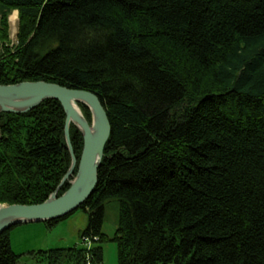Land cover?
<instances>
[{
	"label": "trees",
	"instance_id": "16d2710c",
	"mask_svg": "<svg viewBox=\"0 0 264 264\" xmlns=\"http://www.w3.org/2000/svg\"><path fill=\"white\" fill-rule=\"evenodd\" d=\"M25 81L95 94L111 133L90 197L43 222L83 211L80 245L23 261L14 226L0 264H100L106 242L117 264H264V0H0V85ZM64 123L51 99L0 113V204L56 189L70 165ZM69 136L78 162L82 135Z\"/></svg>",
	"mask_w": 264,
	"mask_h": 264
},
{
	"label": "water",
	"instance_id": "95a60500",
	"mask_svg": "<svg viewBox=\"0 0 264 264\" xmlns=\"http://www.w3.org/2000/svg\"><path fill=\"white\" fill-rule=\"evenodd\" d=\"M50 99L58 101L65 113L64 139L70 154L69 168L44 202L34 205L0 204V235L17 225L43 223L74 212L90 197L96 186L103 150L111 133L108 116L99 98L85 90L44 81L0 85V113H27ZM79 105L89 110L90 124ZM70 125L80 132L83 139L78 162L70 142ZM65 183L69 187L57 196Z\"/></svg>",
	"mask_w": 264,
	"mask_h": 264
},
{
	"label": "rangeland",
	"instance_id": "374dc122",
	"mask_svg": "<svg viewBox=\"0 0 264 264\" xmlns=\"http://www.w3.org/2000/svg\"><path fill=\"white\" fill-rule=\"evenodd\" d=\"M17 23L18 19L16 25L11 26L8 21V34L12 44L16 42ZM78 108L82 113L80 106ZM116 216V204L114 202L107 204L102 232L110 238L113 237L116 230ZM86 223L87 214L79 210L52 227H47L44 223L17 225L10 230V246L16 254H24L23 261H27L26 254L28 252L78 246L80 245L79 233L85 228ZM101 246L102 261L100 264H117V244L115 242H106L101 244ZM28 262H31V260Z\"/></svg>",
	"mask_w": 264,
	"mask_h": 264
},
{
	"label": "bare ground",
	"instance_id": "6f19581e",
	"mask_svg": "<svg viewBox=\"0 0 264 264\" xmlns=\"http://www.w3.org/2000/svg\"><path fill=\"white\" fill-rule=\"evenodd\" d=\"M8 21L10 23L11 26H15L16 22H17V13L13 12L9 17H8Z\"/></svg>",
	"mask_w": 264,
	"mask_h": 264
},
{
	"label": "built area",
	"instance_id": "2783aa9c",
	"mask_svg": "<svg viewBox=\"0 0 264 264\" xmlns=\"http://www.w3.org/2000/svg\"><path fill=\"white\" fill-rule=\"evenodd\" d=\"M89 244V243H88Z\"/></svg>",
	"mask_w": 264,
	"mask_h": 264
}]
</instances>
